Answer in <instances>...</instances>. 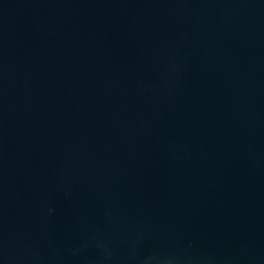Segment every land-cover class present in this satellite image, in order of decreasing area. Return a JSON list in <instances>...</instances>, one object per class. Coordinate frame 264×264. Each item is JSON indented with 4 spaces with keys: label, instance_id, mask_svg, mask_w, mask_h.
I'll use <instances>...</instances> for the list:
<instances>
[{
    "label": "water",
    "instance_id": "1",
    "mask_svg": "<svg viewBox=\"0 0 264 264\" xmlns=\"http://www.w3.org/2000/svg\"><path fill=\"white\" fill-rule=\"evenodd\" d=\"M0 264H264V0H0Z\"/></svg>",
    "mask_w": 264,
    "mask_h": 264
}]
</instances>
